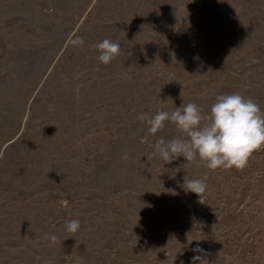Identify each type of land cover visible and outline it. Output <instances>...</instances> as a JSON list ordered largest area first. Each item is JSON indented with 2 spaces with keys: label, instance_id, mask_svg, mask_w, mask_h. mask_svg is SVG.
Listing matches in <instances>:
<instances>
[{
  "label": "rangeland",
  "instance_id": "1",
  "mask_svg": "<svg viewBox=\"0 0 264 264\" xmlns=\"http://www.w3.org/2000/svg\"><path fill=\"white\" fill-rule=\"evenodd\" d=\"M231 93L264 112V0H0V264H264V150L165 164L138 119Z\"/></svg>",
  "mask_w": 264,
  "mask_h": 264
},
{
  "label": "clouds",
  "instance_id": "2",
  "mask_svg": "<svg viewBox=\"0 0 264 264\" xmlns=\"http://www.w3.org/2000/svg\"><path fill=\"white\" fill-rule=\"evenodd\" d=\"M83 43L82 37L74 41L76 45ZM95 48L99 52L98 60L104 65L113 61L121 51L120 43L110 39L97 43ZM138 119L147 124L148 133L153 136L164 129L166 122L175 125L179 136L167 142L161 137L150 145L154 148L151 156H159L165 164L183 157L187 163L199 159L213 171L232 168L242 171L248 167L255 152L264 150V112L251 98L239 93L217 95L206 115L202 114L196 103L183 102L172 111L158 110L151 117L141 114ZM146 140L147 137H144L141 142ZM180 186L185 192L195 193L199 203H205L208 186L203 179L185 177ZM79 228V220L66 223L69 233L74 234ZM45 239L53 244L60 242L54 234ZM193 251L203 252L198 246ZM203 260L199 255L193 256L192 264L197 261L200 264Z\"/></svg>",
  "mask_w": 264,
  "mask_h": 264
}]
</instances>
